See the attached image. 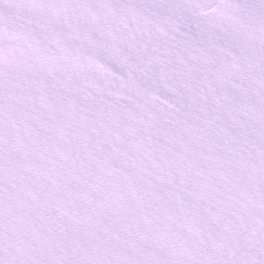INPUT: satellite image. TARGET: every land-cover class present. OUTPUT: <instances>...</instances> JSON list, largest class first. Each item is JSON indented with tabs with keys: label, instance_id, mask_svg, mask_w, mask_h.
I'll list each match as a JSON object with an SVG mask.
<instances>
[{
	"label": "snow or ice",
	"instance_id": "6c2138e0",
	"mask_svg": "<svg viewBox=\"0 0 264 264\" xmlns=\"http://www.w3.org/2000/svg\"><path fill=\"white\" fill-rule=\"evenodd\" d=\"M0 264H264V0H0Z\"/></svg>",
	"mask_w": 264,
	"mask_h": 264
}]
</instances>
